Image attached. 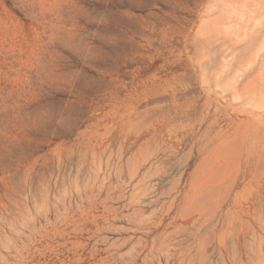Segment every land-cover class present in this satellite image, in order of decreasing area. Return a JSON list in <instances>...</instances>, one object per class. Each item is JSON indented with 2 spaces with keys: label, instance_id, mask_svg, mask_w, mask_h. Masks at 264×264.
Masks as SVG:
<instances>
[{
  "label": "rangeland",
  "instance_id": "374dc122",
  "mask_svg": "<svg viewBox=\"0 0 264 264\" xmlns=\"http://www.w3.org/2000/svg\"><path fill=\"white\" fill-rule=\"evenodd\" d=\"M215 5L0 0V264H264V120L189 42Z\"/></svg>",
  "mask_w": 264,
  "mask_h": 264
},
{
  "label": "bare ground",
  "instance_id": "6f19581e",
  "mask_svg": "<svg viewBox=\"0 0 264 264\" xmlns=\"http://www.w3.org/2000/svg\"><path fill=\"white\" fill-rule=\"evenodd\" d=\"M214 1V16L205 11L198 32L189 41L193 61L200 80L211 87L215 83V91L229 104L233 112L227 113L229 126L233 118L244 115L242 123L254 125L255 120H264V0ZM246 98L258 103L255 108Z\"/></svg>",
  "mask_w": 264,
  "mask_h": 264
}]
</instances>
